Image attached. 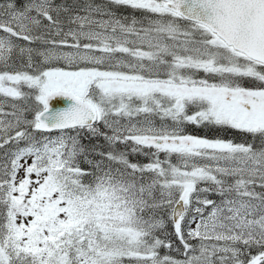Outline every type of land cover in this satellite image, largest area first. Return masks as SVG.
<instances>
[{"label":"snow or ice","instance_id":"1","mask_svg":"<svg viewBox=\"0 0 264 264\" xmlns=\"http://www.w3.org/2000/svg\"><path fill=\"white\" fill-rule=\"evenodd\" d=\"M0 264H264V0H2Z\"/></svg>","mask_w":264,"mask_h":264},{"label":"trees","instance_id":"2","mask_svg":"<svg viewBox=\"0 0 264 264\" xmlns=\"http://www.w3.org/2000/svg\"><path fill=\"white\" fill-rule=\"evenodd\" d=\"M73 0H59L60 3H67L69 6H71ZM80 2H83V0H80ZM96 3H103V0H95ZM76 3V2H75ZM141 161L144 160V157H139Z\"/></svg>","mask_w":264,"mask_h":264},{"label":"rangeland","instance_id":"3","mask_svg":"<svg viewBox=\"0 0 264 264\" xmlns=\"http://www.w3.org/2000/svg\"><path fill=\"white\" fill-rule=\"evenodd\" d=\"M0 2H2V0H0ZM75 2H76V0H73L71 5H73ZM100 3H101V2H100Z\"/></svg>","mask_w":264,"mask_h":264}]
</instances>
